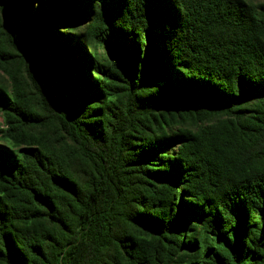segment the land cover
<instances>
[{"label":"trees","instance_id":"obj_1","mask_svg":"<svg viewBox=\"0 0 264 264\" xmlns=\"http://www.w3.org/2000/svg\"><path fill=\"white\" fill-rule=\"evenodd\" d=\"M0 264H264V0H0Z\"/></svg>","mask_w":264,"mask_h":264}]
</instances>
